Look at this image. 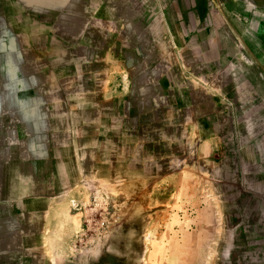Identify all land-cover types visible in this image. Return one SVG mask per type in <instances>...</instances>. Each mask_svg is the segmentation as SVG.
Masks as SVG:
<instances>
[{
	"label": "rangeland",
	"instance_id": "374dc122",
	"mask_svg": "<svg viewBox=\"0 0 264 264\" xmlns=\"http://www.w3.org/2000/svg\"><path fill=\"white\" fill-rule=\"evenodd\" d=\"M236 25L0 0V155L38 163L0 194V264H264V47Z\"/></svg>",
	"mask_w": 264,
	"mask_h": 264
},
{
	"label": "crops",
	"instance_id": "0c3cea01",
	"mask_svg": "<svg viewBox=\"0 0 264 264\" xmlns=\"http://www.w3.org/2000/svg\"><path fill=\"white\" fill-rule=\"evenodd\" d=\"M172 4L178 29L183 36L209 37L217 31V28H225L227 24L235 28L238 27L236 24H239L240 28H248L250 24H255L259 29L264 47V0H172ZM255 146L254 157H257L260 145ZM250 150L252 151V147ZM244 155H246L245 152ZM241 159L247 161L245 157ZM37 168V161L30 159L29 155L1 154L0 194L28 193V191L19 192L10 190V188L15 187L16 182L13 180L22 179L23 181L26 177L32 179ZM257 242L262 244V257L264 258V235L258 236ZM22 264H24L23 258Z\"/></svg>",
	"mask_w": 264,
	"mask_h": 264
}]
</instances>
